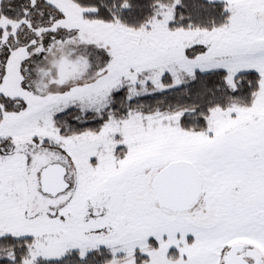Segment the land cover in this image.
Returning <instances> with one entry per match:
<instances>
[{"label": "snow or ice", "instance_id": "1", "mask_svg": "<svg viewBox=\"0 0 264 264\" xmlns=\"http://www.w3.org/2000/svg\"><path fill=\"white\" fill-rule=\"evenodd\" d=\"M0 264H264V0H0Z\"/></svg>", "mask_w": 264, "mask_h": 264}]
</instances>
